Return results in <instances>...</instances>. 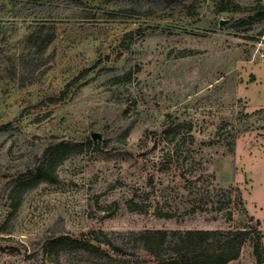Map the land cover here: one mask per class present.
I'll return each instance as SVG.
<instances>
[{
    "label": "rangeland",
    "instance_id": "1",
    "mask_svg": "<svg viewBox=\"0 0 264 264\" xmlns=\"http://www.w3.org/2000/svg\"><path fill=\"white\" fill-rule=\"evenodd\" d=\"M196 229L264 264V0H0V264H156L147 231Z\"/></svg>",
    "mask_w": 264,
    "mask_h": 264
},
{
    "label": "trees",
    "instance_id": "2",
    "mask_svg": "<svg viewBox=\"0 0 264 264\" xmlns=\"http://www.w3.org/2000/svg\"><path fill=\"white\" fill-rule=\"evenodd\" d=\"M172 133V128L165 129L164 131L166 138H168ZM191 161V164H193L194 159ZM186 162L187 160H183L181 162L179 157L171 158L172 165L177 167L179 170L184 169V167L188 165ZM35 174L36 177H39L44 175V171L39 169ZM186 182H188L187 184L189 185L187 187L188 193L193 198L190 204H192L191 208H193L194 212L206 204L205 200L209 197L211 198L214 191L216 194L219 192V189H210L212 187L211 185H209L210 187H205V189H203L202 187L197 186L196 181L186 180ZM230 191H232V189H230ZM230 194L231 193H228L229 201L226 204H222L221 210L228 208L231 205L232 197H230ZM241 203H243V201H241ZM134 204L135 209L140 212L144 211L139 207L138 203ZM244 212H246V208H244ZM158 215L160 217H169L167 213H159ZM250 219L253 220V218ZM257 224H260V222H257ZM247 240L248 232L246 230L238 232L232 230L223 231L205 229L185 231L153 230L146 232L144 237V246L145 249L157 260L156 264H229L239 258L242 248ZM70 242L84 244L89 246L88 248H92L95 252L101 250L100 244L112 245L109 240L98 241L97 238L93 239V242L97 245L86 243L88 241L72 240ZM255 254L257 256L259 255L258 248L256 246ZM167 255H169V257L164 259V256Z\"/></svg>",
    "mask_w": 264,
    "mask_h": 264
}]
</instances>
